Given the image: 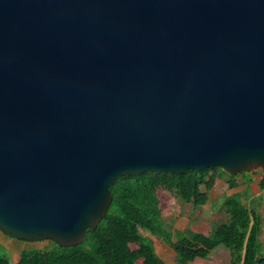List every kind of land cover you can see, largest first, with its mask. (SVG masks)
Segmentation results:
<instances>
[{"label": "water", "instance_id": "water-1", "mask_svg": "<svg viewBox=\"0 0 264 264\" xmlns=\"http://www.w3.org/2000/svg\"><path fill=\"white\" fill-rule=\"evenodd\" d=\"M264 173V0H0V230L83 244L117 177Z\"/></svg>", "mask_w": 264, "mask_h": 264}, {"label": "trees", "instance_id": "trees-1", "mask_svg": "<svg viewBox=\"0 0 264 264\" xmlns=\"http://www.w3.org/2000/svg\"><path fill=\"white\" fill-rule=\"evenodd\" d=\"M250 177L245 172L232 176L221 168L188 170L182 175L146 172L117 177L110 185L113 202L106 217L96 230L87 231L83 244L63 248L52 241L49 249L24 250L18 264H166L154 240L143 231L171 247L176 264L207 259L219 247L230 252L231 264H264L263 216L243 201L251 197ZM218 179L232 190L247 185L244 192L224 196L225 222L214 225L208 235L167 227L164 218L172 215L174 204L181 201L197 210L204 208ZM259 188L264 203V173ZM0 264H11L1 250Z\"/></svg>", "mask_w": 264, "mask_h": 264}, {"label": "rangeland", "instance_id": "rangeland-1", "mask_svg": "<svg viewBox=\"0 0 264 264\" xmlns=\"http://www.w3.org/2000/svg\"><path fill=\"white\" fill-rule=\"evenodd\" d=\"M262 173L263 172L260 170L250 173L251 197L250 199L245 197L243 201L249 205L251 209L258 211L263 216V231L260 241L264 246V203L261 201L262 192L259 188V182L262 179ZM243 180V178L239 179V181L242 183ZM246 188L247 187L245 185H242L240 188L232 190L229 189L226 182L218 179L214 189L208 192L210 200L204 208L197 210L191 205L179 201L174 204L172 215L165 217L164 221L167 224V227L171 229H188L197 233L208 235L214 225L223 223L227 220V217L223 211L224 196L232 195L237 192H244ZM202 190L206 192L204 187ZM142 234L154 240L156 244V252L166 264H176V254L171 247L157 238L152 237L146 231H143ZM23 244L25 246L24 250H45L51 248L54 245L51 240L34 243L26 242ZM0 250L7 253V251L3 248H0ZM21 250L22 249H20V251ZM193 264H231L230 252L224 247H219L207 259H197Z\"/></svg>", "mask_w": 264, "mask_h": 264}, {"label": "crops", "instance_id": "crops-1", "mask_svg": "<svg viewBox=\"0 0 264 264\" xmlns=\"http://www.w3.org/2000/svg\"><path fill=\"white\" fill-rule=\"evenodd\" d=\"M244 182V180H243ZM247 187V185H245ZM238 193V192H237ZM230 196V195H228ZM14 240L13 238L8 237L0 230V248H3L7 251V256L11 264H18L21 259V254L25 249L23 241ZM22 243V244H21ZM20 249H22L20 251ZM11 253V255H10Z\"/></svg>", "mask_w": 264, "mask_h": 264}]
</instances>
